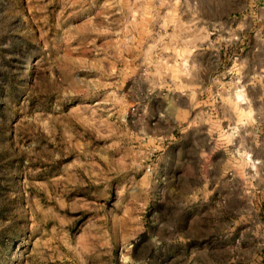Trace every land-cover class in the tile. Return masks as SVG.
I'll return each mask as SVG.
<instances>
[{
	"label": "rangeland",
	"instance_id": "obj_1",
	"mask_svg": "<svg viewBox=\"0 0 264 264\" xmlns=\"http://www.w3.org/2000/svg\"><path fill=\"white\" fill-rule=\"evenodd\" d=\"M0 264H264V0H0Z\"/></svg>",
	"mask_w": 264,
	"mask_h": 264
},
{
	"label": "bare ground",
	"instance_id": "obj_2",
	"mask_svg": "<svg viewBox=\"0 0 264 264\" xmlns=\"http://www.w3.org/2000/svg\"><path fill=\"white\" fill-rule=\"evenodd\" d=\"M243 97V96H242Z\"/></svg>",
	"mask_w": 264,
	"mask_h": 264
}]
</instances>
